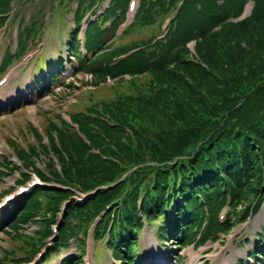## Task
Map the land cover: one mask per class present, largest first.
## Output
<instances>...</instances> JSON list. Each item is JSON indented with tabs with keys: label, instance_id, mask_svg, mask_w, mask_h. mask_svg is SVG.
<instances>
[{
	"label": "trees",
	"instance_id": "obj_1",
	"mask_svg": "<svg viewBox=\"0 0 264 264\" xmlns=\"http://www.w3.org/2000/svg\"><path fill=\"white\" fill-rule=\"evenodd\" d=\"M11 1L0 0V26ZM72 1L65 48L77 72L102 80L147 75L148 81L144 88L132 81L133 93L100 108L72 113L70 123H51L47 145L18 150L23 158L42 152L56 158L59 169L51 159L47 174L34 169L43 182L63 189L37 185L10 206L15 236L22 225H39L31 238L35 247L14 261L30 262L53 237L41 264L72 243L77 254L58 264H80L90 232L104 240L116 264H141L137 249L144 225L177 250L217 239L256 214L264 202V0H137L120 34L167 20L166 32L112 48L128 0ZM101 2L106 6L99 9ZM247 2L250 13L239 18ZM36 23L20 25L21 50L37 33ZM263 239L260 234L249 252L255 264H264Z\"/></svg>",
	"mask_w": 264,
	"mask_h": 264
},
{
	"label": "rangeland",
	"instance_id": "obj_2",
	"mask_svg": "<svg viewBox=\"0 0 264 264\" xmlns=\"http://www.w3.org/2000/svg\"><path fill=\"white\" fill-rule=\"evenodd\" d=\"M130 1H133L136 6L137 0ZM105 4L106 2H101L98 5L99 9L106 6ZM9 7L10 10L1 17L10 19L13 15L17 16L7 28H0V61L4 52L11 56L10 59L6 58V70L0 74V81H2L0 85V164L8 162L0 169L1 198L15 195L20 187L32 190L36 186L32 184L38 180L36 178L38 174L34 168L47 174L48 160H53L55 167L59 169L57 159L51 154L47 155L44 152L36 155L27 154L28 157L23 158L25 154H18V147L25 149L27 146L47 145L46 133L50 131L51 123L60 126L61 119L70 123L69 116L72 113L86 111L90 107L100 108L102 102H110L119 95L133 93L137 89L134 84L144 88V84L148 81L147 75L136 78L123 75L121 78L102 80L90 75L86 76L84 73L76 74L75 71L69 69L68 64L71 59L68 58L64 40L67 32L73 26L74 1L65 2V7H63L58 4V0H22L21 2L12 0ZM133 12L134 9L125 10V22L120 25L116 32L117 38L109 45V48L129 44L132 41L150 40L159 32L164 31L167 21L160 27L152 25L138 29V31L129 30L125 34H120L131 23ZM89 13L84 14L81 26ZM30 19L37 22V33L24 54L15 58L13 52L16 50L18 26L20 24L27 26ZM19 22L20 24H18ZM26 48L27 46L18 51L22 53ZM190 51L193 52V47L190 48ZM58 59L64 63L63 75H59L51 85H45L46 79L42 82L39 78V83L35 82L36 74L44 75L47 72L46 69L41 72L37 69L46 66L48 61H57ZM71 62H73L72 65L75 64V61L71 60ZM213 83L216 85L217 82ZM34 85L35 87L32 89ZM153 113H157L155 117L164 121L160 112L153 109ZM153 119L156 121L155 118ZM31 127L37 129L35 131L37 134L33 133ZM36 149L38 150V148ZM14 152L20 160L13 155ZM6 155L8 157H5V163H3ZM22 159L27 163L30 161L31 164L26 166ZM22 173H26L28 177L25 179ZM46 184L57 185L52 180ZM42 187L43 189H53L47 186ZM25 195L15 196L0 208V258L4 257L0 262H5L4 264H18L12 260L25 255V252L27 253L28 250L35 247V245L32 246L34 239L31 238L34 237V231L39 228L38 224L22 225L21 233L18 236L8 229L10 223L8 222L7 206ZM74 198L79 202L84 199L80 194H76ZM59 209L58 223L64 217L63 204ZM226 212L223 209L219 213L221 220ZM56 229V226L53 225L52 230L56 232ZM260 234L264 237V202L256 214H251L244 221H236L225 235L219 234L217 239H209L202 244L192 243L183 249L174 250L173 247L176 246L172 243H161L154 233L153 226L145 227L139 237L140 245L137 253L141 254L140 259L145 263L149 261V263L157 264H176V255H179L178 264H236L238 260L247 264H255L252 257L248 258V252L252 250L254 243L259 242ZM87 236L85 255L80 264H113L104 248V240L92 239L90 232ZM46 243H49L48 240ZM76 253L72 243L68 248H61L57 254L51 255V258L44 264H57L65 254L75 255ZM259 260L264 261L262 258ZM35 264L40 263L37 261Z\"/></svg>",
	"mask_w": 264,
	"mask_h": 264
}]
</instances>
